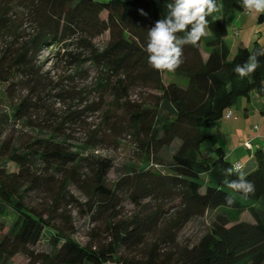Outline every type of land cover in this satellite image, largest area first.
<instances>
[{"label": "trees", "instance_id": "trees-1", "mask_svg": "<svg viewBox=\"0 0 264 264\" xmlns=\"http://www.w3.org/2000/svg\"><path fill=\"white\" fill-rule=\"evenodd\" d=\"M171 2L0 0V32L6 36L0 47V82L12 96L0 99V264L20 254L28 264H264V142L252 145L253 162L243 166L231 162L211 132L242 100L250 104L256 99L264 115V46H237L232 54L226 19L233 10H245L241 0H217L223 7L207 17L208 34L196 46H184L183 63L174 71L156 70L145 51L148 30L167 14ZM19 12L35 29L24 41L13 35L12 18ZM104 35L107 41L100 49L94 41ZM67 42L84 48L86 58L68 57L78 70L88 62L100 71L138 140L144 165L129 170L113 187L108 185L112 160L87 154L99 141L79 147L58 127L19 142L5 137L9 127L25 122L38 108L32 98L44 92L41 52ZM250 55H256L258 67L241 78L234 69ZM166 72L174 76L169 83ZM134 87L151 91L149 101L131 103ZM7 163L17 171L10 172ZM234 165L232 175H226L225 169ZM85 170L91 171L94 188L89 215L94 223L105 217V225L82 245L72 238L71 215L56 205L66 200L68 185L82 187ZM239 173L253 185L247 196L225 183ZM125 190L138 206L147 200H180L176 218L166 219L164 208L142 205L134 217L122 219L117 202ZM33 195L55 198L54 205H34ZM71 198L65 210L75 201ZM207 212L217 213L209 231L195 243L181 242L185 226ZM243 214L251 221L241 220ZM45 237L51 251L37 252Z\"/></svg>", "mask_w": 264, "mask_h": 264}, {"label": "rangeland", "instance_id": "rangeland-1", "mask_svg": "<svg viewBox=\"0 0 264 264\" xmlns=\"http://www.w3.org/2000/svg\"><path fill=\"white\" fill-rule=\"evenodd\" d=\"M262 14L248 13L246 10L239 12L233 10L227 16V26L229 35L227 43L232 54L237 46L253 48L255 42L264 46V22H259ZM16 30L13 35L24 41L35 34V29L28 19L23 18V13H18L16 18H12ZM5 35L0 32V47L5 46ZM20 39V40H21ZM9 41V39H8ZM107 41V36L100 37L94 44L102 49ZM68 53L81 54L86 58L87 53L81 45L75 42L61 43L45 48L38 59V66L41 68L44 92L32 100L37 103V110L31 117H27L25 122L21 121L15 126L7 129L5 137H13L18 142L22 137L35 136L39 132H54L58 127L69 134L71 143L79 147H89V143L99 141V146L88 150L87 154L99 159L112 160L114 168L108 176V185L114 186L117 180L125 175L129 170L144 165V160L140 155L138 140L133 130L128 128L126 116L123 110L116 103L113 92L105 87V80H101L100 71L91 63L78 70L73 65ZM202 55L207 58V50L202 48ZM165 83L174 80L170 72L163 75ZM7 85L0 82V99H8L12 96L8 92ZM152 92L142 87H134L130 92L129 101L133 104H140L149 101ZM16 94V96H19ZM21 94L20 97L26 96ZM257 100L247 104L242 100L241 105L231 108V119L223 118L215 125L211 132L215 143L222 146L231 157V162H241L247 166L253 162V151L247 148V144L253 146L257 142H264V115L259 112ZM177 144L175 145L176 148ZM6 168L10 172H16L17 166L7 163ZM90 170H85L82 178V187L68 185L69 194L66 200L59 202V210L62 213H69L75 227V234L72 238L79 244H86L89 235L97 227H104L105 217L100 222L94 223L90 217L89 204L94 199V188L92 181L88 178ZM130 191V189H129ZM122 191V195L117 202V210L122 219H131L140 212L141 206L145 205L147 210H157L164 208L166 219L176 218V212L180 207V200L173 199L157 203L147 200L138 206L128 196V192ZM75 199L71 206L65 210L68 199ZM49 198V197H48ZM50 199V198H49ZM55 198L50 201L44 197L33 195L34 205L49 206L54 205ZM79 203L77 205L76 203ZM216 212H207L204 217L193 219L185 226L180 234L181 242L195 243L204 236L210 229L215 219ZM14 215L9 214L12 218ZM9 218V219H10ZM241 220L251 221L248 214H243ZM37 252L48 253L51 251L48 238L36 247ZM10 264H28L26 256L20 254L11 260ZM115 264V263H107Z\"/></svg>", "mask_w": 264, "mask_h": 264}, {"label": "clouds", "instance_id": "clouds-1", "mask_svg": "<svg viewBox=\"0 0 264 264\" xmlns=\"http://www.w3.org/2000/svg\"><path fill=\"white\" fill-rule=\"evenodd\" d=\"M241 6L248 13L264 14V0H241ZM167 7V14L148 30L145 48L148 63L160 71H174L183 63L184 46H196L208 34L207 17L219 13L223 5L217 0H172ZM142 14L145 13L142 11ZM257 67L256 55H250L248 61L237 65L234 71L243 78ZM235 167L225 169V174L232 175ZM225 183L244 196L253 191V185L243 173L238 174V179L226 180ZM226 203L232 204V198L227 197Z\"/></svg>", "mask_w": 264, "mask_h": 264}, {"label": "built area", "instance_id": "built-area-1", "mask_svg": "<svg viewBox=\"0 0 264 264\" xmlns=\"http://www.w3.org/2000/svg\"><path fill=\"white\" fill-rule=\"evenodd\" d=\"M231 118H232V113L231 112H228L227 115H226V119H231ZM247 148L248 149H251L252 148V144L251 143L247 144ZM237 168L238 169L241 168V166H240L239 163L237 164Z\"/></svg>", "mask_w": 264, "mask_h": 264}]
</instances>
